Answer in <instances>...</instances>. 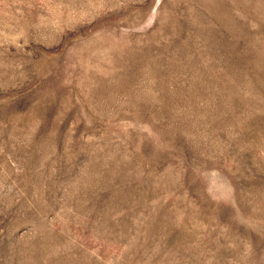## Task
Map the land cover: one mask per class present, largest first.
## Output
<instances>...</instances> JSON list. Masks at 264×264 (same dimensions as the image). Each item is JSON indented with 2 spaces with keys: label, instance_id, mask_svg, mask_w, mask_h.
<instances>
[{
  "label": "rangeland",
  "instance_id": "obj_1",
  "mask_svg": "<svg viewBox=\"0 0 264 264\" xmlns=\"http://www.w3.org/2000/svg\"><path fill=\"white\" fill-rule=\"evenodd\" d=\"M0 264H264V0H0Z\"/></svg>",
  "mask_w": 264,
  "mask_h": 264
}]
</instances>
